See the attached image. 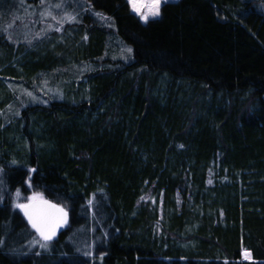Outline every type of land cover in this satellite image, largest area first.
<instances>
[{
	"label": "trees",
	"instance_id": "16d2710c",
	"mask_svg": "<svg viewBox=\"0 0 264 264\" xmlns=\"http://www.w3.org/2000/svg\"><path fill=\"white\" fill-rule=\"evenodd\" d=\"M87 1L112 27L0 45V165L67 213L55 242L100 241L20 257L6 201L0 264H264V0L167 2L148 23L127 0Z\"/></svg>",
	"mask_w": 264,
	"mask_h": 264
},
{
	"label": "rangeland",
	"instance_id": "374dc122",
	"mask_svg": "<svg viewBox=\"0 0 264 264\" xmlns=\"http://www.w3.org/2000/svg\"><path fill=\"white\" fill-rule=\"evenodd\" d=\"M131 11L136 14L143 23H148L152 19H158L161 16L162 6L167 2H176L178 0H160V14L152 17L145 22L141 15L133 10L132 4L127 0ZM139 4H150L151 0H136ZM141 11L148 15L150 8H142ZM90 20H98L99 23L112 27L110 19L105 17L100 11H96L90 2L87 0H0V45L2 48L6 45L14 43L17 47L27 46V51L40 53L54 48V45L63 44V35L68 33L67 38H72L75 32L83 23H88ZM111 24V25H110ZM121 57L125 58V53H128V48L120 46ZM0 49V53H2ZM114 58V57H113ZM117 58V57H116ZM115 59V58H114ZM64 74L58 70L53 73L50 79H45L43 82L42 92L48 96L51 90H58L56 86L64 84ZM63 81V82H62ZM33 92L29 91L26 96H20L18 101L24 107L27 104L33 103ZM43 96V95H42ZM40 103L47 102V97H41ZM33 196H41L35 193H25L21 187L11 188L9 177L5 174V169L0 165V206L8 201V206L12 212L20 211L17 205L27 204L32 201ZM98 218H96L97 220ZM12 221L16 225V232H12L11 249L18 256L36 253L49 254L58 250L59 253H66V247L71 245L77 252L93 253L96 251L100 238L93 237L87 241L80 242L79 229L74 230V233L67 235V239L55 242L58 232L65 229L67 223L62 224L56 231V235L51 241H44L40 234L34 230L32 225H27L26 222L19 218L13 217ZM12 221L10 224L13 225ZM67 222V220H66ZM78 235V236H77ZM4 241H9L8 236L3 238ZM91 243V244H90ZM41 245H46L42 247ZM247 258L250 255L246 256Z\"/></svg>",
	"mask_w": 264,
	"mask_h": 264
},
{
	"label": "snow or ice",
	"instance_id": "6c2138e0",
	"mask_svg": "<svg viewBox=\"0 0 264 264\" xmlns=\"http://www.w3.org/2000/svg\"><path fill=\"white\" fill-rule=\"evenodd\" d=\"M132 4L133 10L141 15V18L148 21L149 15L152 17L159 16L160 14V0H151L150 4H137L136 0H129ZM150 8L151 11L145 15L141 9ZM130 52L131 49H128ZM33 203L29 205H17L23 209L25 215L28 217L32 227L40 234L44 241H51L56 235L57 229L66 223L67 213L63 208L51 204L49 201L43 199L42 196H33ZM46 247V245H41ZM250 255L245 253V256Z\"/></svg>",
	"mask_w": 264,
	"mask_h": 264
},
{
	"label": "water",
	"instance_id": "95a60500",
	"mask_svg": "<svg viewBox=\"0 0 264 264\" xmlns=\"http://www.w3.org/2000/svg\"><path fill=\"white\" fill-rule=\"evenodd\" d=\"M33 203V200L31 201V202H29V203H27V204H23V205H29V204H32ZM51 203V202H50ZM51 204H53V203H51ZM54 205H56V204H54ZM58 207H60V208H62L61 206H59V205H57ZM20 212L23 214V216L29 221V219H28V217L25 215V213H24V211H23V209H21L20 208ZM29 223H30V221H29ZM31 224V223H30ZM32 225V224H31Z\"/></svg>",
	"mask_w": 264,
	"mask_h": 264
},
{
	"label": "flooded vegetation",
	"instance_id": "af4514ba",
	"mask_svg": "<svg viewBox=\"0 0 264 264\" xmlns=\"http://www.w3.org/2000/svg\"><path fill=\"white\" fill-rule=\"evenodd\" d=\"M21 216H22V218L24 219V221L28 224V225H30L29 223H28V221L26 220V218L21 214ZM35 230V229H34Z\"/></svg>",
	"mask_w": 264,
	"mask_h": 264
}]
</instances>
